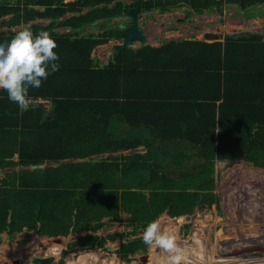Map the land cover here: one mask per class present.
I'll return each mask as SVG.
<instances>
[{"label": "trees", "instance_id": "obj_1", "mask_svg": "<svg viewBox=\"0 0 264 264\" xmlns=\"http://www.w3.org/2000/svg\"><path fill=\"white\" fill-rule=\"evenodd\" d=\"M49 1L18 0L22 5L12 8L0 4V16L17 10L14 16L0 19V26L73 12L61 23L73 31L49 32L57 43L54 51L59 56L58 71L50 74L39 89L29 92L30 97L51 98L52 114L45 115L43 107L34 103L21 113L7 93L0 91V168L70 160L0 174V232L6 231L12 237L23 229L35 230L39 235L88 230L91 233L78 235L69 245L94 249L123 236L120 232L95 233L109 220L104 217L118 220L121 213H127L124 218L132 226L129 233L135 234L164 210L176 216L190 214L196 206L218 203L213 178L217 159H241L264 167V41L260 34L226 35L223 78L216 72V79L214 73L195 66L194 70L180 71L177 77L168 75L151 93V69L166 67L146 60L154 56V47L145 46L148 55L144 47L136 53L122 49L113 52V60L98 65L90 56L94 46L111 37L121 38L127 29L106 27L98 34L80 33L98 18L110 19L123 12L121 7L108 6L109 0H105L102 6L82 12L83 6L102 0H76L42 10L30 9L29 5ZM175 1L135 0L131 7H159L164 11ZM186 1L195 10L211 8L215 3ZM261 2L264 0H241L243 6ZM124 8L128 10L127 4ZM77 26L81 28L76 30ZM30 27L38 33L40 26ZM14 34L11 29L1 30L0 43L10 41ZM193 42L201 46V42ZM204 44L205 51L199 54L207 60L209 47L220 54L221 42ZM234 54L242 60L240 65L232 64ZM141 57H145L143 67ZM136 69L147 71L138 86L128 87L126 72ZM121 123L130 128L129 134L120 132ZM172 138L189 142L176 144L179 141L172 143ZM139 146L146 149L122 153ZM165 157H170L169 163ZM192 157L200 163L183 168L184 160ZM170 165L178 167L176 174H172ZM251 174L255 180L257 172ZM144 247L142 235L125 237L116 253L129 261ZM55 264L64 261L61 258Z\"/></svg>", "mask_w": 264, "mask_h": 264}, {"label": "rangeland", "instance_id": "obj_2", "mask_svg": "<svg viewBox=\"0 0 264 264\" xmlns=\"http://www.w3.org/2000/svg\"><path fill=\"white\" fill-rule=\"evenodd\" d=\"M228 3L224 6H227ZM219 8L223 7L219 6ZM205 10L212 11L213 17L209 16L206 20H202V23L210 28L222 27L215 18L217 17L215 7L205 8ZM12 11V9L8 10L2 15L13 13ZM248 11L250 12V18H256V23L260 21L256 16L264 15L262 7H256L254 10L251 7ZM68 16V14L65 15V17ZM224 17V26H227L228 30L233 25L236 28L238 21L235 18L227 15H224ZM119 22V20H116L115 25L119 24ZM248 24H251V21ZM116 43L117 40H114L107 45L110 46L111 53ZM103 46L97 48H103ZM200 161L195 157L186 159L183 162V168H192ZM167 162L169 163L170 161ZM13 166L15 167L13 170H22L17 169V166L23 167V165ZM168 168L172 170V174L178 172V167L170 165ZM254 171L258 174L257 177L254 175L255 180L252 179L251 174ZM213 178L214 191L218 196V203L203 204L195 208L193 213L187 216L184 215L181 218L172 217L164 210L153 220L160 222L162 230L173 234L181 247H188L192 244H208L213 248L214 252L209 258L200 256L189 257L192 264H224L222 261L224 257H227L231 264H264V210L262 211L264 208L262 203L264 200V167L250 164L241 159L233 162L217 159L213 167ZM126 214L121 213V219L118 220L107 219L108 221L105 222L103 227L95 230L97 234L102 235L113 232L123 234V236L116 237L114 240H107L102 247L94 249L82 248L79 245H71L72 247H70L69 243L75 240L78 235L86 234L87 230H79L62 235L60 241L55 238L61 234L39 235L35 230H26L16 233L12 240L5 239L6 232H3L5 237L0 238V248H8L14 243H19L17 244L18 252L15 253L13 250L9 252V257L5 255V258L17 256L21 260L20 264H33L31 261L33 255L49 256L52 254L51 251L55 252L54 260L50 264H55L61 258L64 264H93L90 259L91 255L96 257L95 264H111L109 261L114 257H116L117 261L119 260L114 264H135L138 261V255L143 250L133 254L129 261L120 258L116 253L117 248L125 240V237L133 238L143 234L142 229H138L135 234L129 233L132 226L124 218L127 216ZM107 244H109V247H106ZM26 247L31 251L29 252ZM24 249L26 250L24 251ZM151 250L158 252L156 249L149 248L145 252L148 253ZM149 262L150 259L148 258V261L144 264H149ZM152 262L154 261L152 260Z\"/></svg>", "mask_w": 264, "mask_h": 264}, {"label": "crops", "instance_id": "obj_3", "mask_svg": "<svg viewBox=\"0 0 264 264\" xmlns=\"http://www.w3.org/2000/svg\"><path fill=\"white\" fill-rule=\"evenodd\" d=\"M10 1L12 2L10 4L9 7H14L16 5H22V3H19L18 0H9L7 2V6L9 5ZM257 4V3H256ZM12 5V6H11ZM59 5V4H58ZM30 9L34 10V8H39V9H44V5L41 4V6L39 5H29ZM257 6V5H256ZM46 7V6H45ZM13 13H8L7 15H1L0 19L2 18H10L12 16H14L17 12V10L12 9ZM89 10V6H83L82 12H87ZM139 11V21L141 23V28L143 29V32L146 35L147 40L144 42L143 45H140L138 41H134L131 46L128 45L126 46L124 49L128 48V49H134V47L136 46L137 49L134 51L135 53L140 50V48H143L146 50V54L148 55L149 53V49H147L145 46H150V47H154L155 49V54L154 56H150L147 57L146 60L149 63L155 64L157 65H161L164 64L166 65V67H158L157 69H151V79H149V81L151 82V84L154 85V89L151 90V93L156 92L155 87L158 84H161V82H163L166 78H168L169 76L173 77H177V74H180L181 72H186L184 71L186 68H190L189 70H194L195 66H199L201 65V67L204 68L203 71H209V73H214L216 79H217V74L216 72L222 74V78H223V72H224V56H223V50H224V41H225V37L228 34V32L232 31L234 28L229 27L230 30H228L227 26L221 25L219 23L220 26L214 27V28H210L207 27L206 25H204V23H202V20H206V18H208L209 16H212L213 13H206V12H193L190 11L191 13H189L190 15L187 16L186 13H184L182 10L177 9V10H172V11H163V12H159L158 10H151V11H147V10H138ZM11 12V11H10ZM124 12V11H123ZM68 13V12H67ZM70 16L73 13H68ZM192 14V15H191ZM66 13H64L62 16L60 17H50V16H44V17H34L33 19H29L27 22L25 21H21L19 24L16 25H1L0 26V31L1 30H7V29H11L12 31L16 32L17 30H19V28L24 25V26H31L32 24H36L40 27H38V32L39 31H48V32H52L54 31L56 34H62V33H66L68 31H73V29H71L72 27L68 26V25H63L61 24L63 20H65L66 18L70 17H65ZM120 17H124V18H119V19H113L112 17L110 19L107 18H98L95 21L88 23L87 25H85L83 28L79 27V29L81 28L82 30H80V33H94V34H98L100 32H103V30L108 27V28H118L120 26V24H128V20H126L125 16L126 13L119 15ZM217 17L216 20L218 19V17H220V14L216 15ZM188 17H191L192 20H190V22L187 20ZM213 17V16H212ZM240 17V16H239ZM236 17L235 20L238 21V23H236V28H251L252 29V33H258L261 35V39L264 41V34L261 32V25L264 24V15H258L256 16L257 18L260 19V21L258 23L255 17H252L250 19L247 20V22H243L241 20H239ZM116 20H119V24L115 25ZM251 21V24H248ZM241 23V24H239ZM244 26H243V24ZM238 24V25H237ZM105 26V27H104ZM115 26V27H112ZM224 26V27H223ZM234 26V25H233ZM232 26V27H233ZM78 27V26H77ZM75 28L76 30H79L78 28ZM120 29H122L123 31L125 30L124 27H119ZM205 29H209V33H211V29L212 31L215 30L216 33L212 36V37H208V36H203L201 35V33L203 31H205ZM192 30H197V34L195 36H191L189 35V32ZM128 32V31H127ZM208 33V34H209ZM127 34V33H125ZM250 34V35H251ZM124 36V35H123ZM122 36V37H123ZM249 36V35H248ZM120 38H114L111 37L109 38L106 42L97 44V47L103 46L104 44H106L105 46H103V48H97L94 46V48L92 49L90 56L93 57V59H96V62L98 65H103L105 63H107L109 60H113V52H116V47L115 45L118 44V42L114 45V48L112 49V53L110 50V46L109 43L111 41L114 40H119ZM170 41H173L174 43H169ZM193 41H199L201 42V46L198 48V46L195 45V43ZM215 41H219L221 42V50H220V54L214 51L210 50V47L207 48V57L201 56L199 53L201 51H205V44L204 43H213ZM193 42V43H191ZM238 43L243 44V41H237ZM119 45V44H118ZM216 47V46H215ZM106 48V50H104ZM159 49V51H157V49ZM218 48V47H217ZM152 50V54L153 49ZM214 50V49H213ZM117 53V52H116ZM209 53L211 55H209ZM198 55V56H197ZM233 61L234 63H232L233 65H240L242 60L240 59L238 54H234L233 55ZM210 57H212V59L214 58L215 60L210 61ZM145 57H141L140 58V66L143 67V62H144ZM208 61V62H207ZM218 66V67H217ZM200 67V68H201ZM156 68V67H153ZM147 71L146 69L143 70H132V71H127L126 72V82H127V86L130 87V85H136L138 86L139 83V79H141L142 75L146 74ZM172 81L174 79H172L171 77H169ZM221 78V79H222ZM130 89V88H129ZM172 93V92H169ZM168 93V94H169ZM154 96H156V94H153ZM169 96V95H168ZM171 96H176L175 92H173L171 94ZM181 97V96H180ZM155 98V97H152ZM176 98V97H175ZM174 98V99H175ZM167 99V98H166ZM171 99V97H169V100ZM178 99V98H176ZM127 100H132V99H127ZM219 100H216V103H218ZM164 124V122H162ZM122 131L126 133H128V131H130V128L127 127V125H125L124 123L120 124V132ZM129 134V133H128ZM177 142L176 144H183L185 145V143H188L187 141H181L178 138H172V143ZM181 141V142H180ZM156 143H159V141H157ZM145 149L146 147L143 146ZM131 149V148H130ZM143 151V150H142ZM131 152H136V151H132L130 150L129 152L124 150L122 151V153H131ZM108 155L110 154H115L113 152H108L106 153ZM103 155V154H101ZM67 161L70 159H66ZM71 160H75V159H71ZM165 160L169 161L170 157H165ZM198 206H196L195 208H197ZM194 208V210H195ZM193 213V212H192ZM127 215V214H126ZM125 215V216H126ZM187 216L189 214H180V215H176V216H172V217H177V216ZM110 216L104 217L103 219H110ZM88 231V230H87ZM91 232V231H89ZM96 233V232H95Z\"/></svg>", "mask_w": 264, "mask_h": 264}, {"label": "clouds", "instance_id": "obj_4", "mask_svg": "<svg viewBox=\"0 0 264 264\" xmlns=\"http://www.w3.org/2000/svg\"><path fill=\"white\" fill-rule=\"evenodd\" d=\"M132 1L135 0L127 2L128 6ZM56 47L48 31L34 33L30 26L24 25L10 41L0 43V91L7 93L9 101L18 105L21 113L31 105L30 89H39L50 74L58 71ZM142 240L149 249L158 250L155 257L158 264H192L189 250L181 247L173 234L162 230L158 220L147 224ZM90 259L95 264L96 257L91 255Z\"/></svg>", "mask_w": 264, "mask_h": 264}, {"label": "flooded vegetation", "instance_id": "obj_5", "mask_svg": "<svg viewBox=\"0 0 264 264\" xmlns=\"http://www.w3.org/2000/svg\"><path fill=\"white\" fill-rule=\"evenodd\" d=\"M71 1H76V0H61V1L60 0H55V2H56L55 5H47V6H57L58 4L66 3V2H71ZM128 1L129 0H109V2H106V3H107L108 6H115V7H121L122 8L121 11H124V12H121L119 14L113 15V17L114 16H118L119 17V15L124 14V13L127 12V10L125 11V8L124 7H125L126 4H127V7H128V3H127ZM104 3H105V0H102L99 3H94L91 6H89V10L92 7L102 6ZM227 3L228 2L226 0H215V3H214V7L216 9L217 14H220V17H218L217 20H218V22L221 25L225 24V17H224V15L230 16L231 18H236V17H239L240 16L238 18L239 20H241L243 22H247V20L250 19V17L248 16V13H250V12L248 10L251 7H252V10H254L256 7H262L264 9V2L257 3V4H251V5H247V6H243L242 3H241V0H239L238 3H228L227 6H224ZM219 6H222L223 8H219ZM177 9L182 10L184 13L187 14V16L190 15L189 14V13H191L190 11H193V12L195 11V12H198V13L199 12H206V13H211L212 12V11L211 12L210 11H206L205 8H203L202 10H195L193 7H191V5H189L187 3L186 0H176L175 2H173L172 4L169 5V8L167 10H164V11H172V10L174 11V10H177ZM151 10H158L159 12L160 11L163 12L159 7L147 9V11H151ZM67 12L73 13L72 11H67ZM67 12H66V14H68ZM187 20L190 22V20H192V19H191V17H188ZM230 28L232 29L233 27H230ZM205 32H208V29H205V31H203L201 33V35H204ZM230 32H228V34ZM262 203L264 204V200H263ZM263 207H264V205H263ZM21 231H26V229H23ZM21 231H18V232H21ZM28 231H30V230H28ZM3 232H6V231H3ZM3 232L2 231L0 232V234H2V237L4 236V233ZM18 232H16V233H18ZM14 236L10 237L8 235V233L6 232V237L5 236L4 237L7 240H12L14 238ZM2 237L0 236V238H2ZM17 244H19V243H14L13 245H11L8 248H5V247H4V249H1L0 248V253H1V255H0V258H1L0 259V264L1 263H4V264H20V261L21 260L17 256L16 257L5 258V255L7 257H9V255H8L9 252H11L13 250H14L15 253L18 252V249L19 248H18ZM26 249H27V247H26ZM26 249H24V251ZM142 250H143L142 253L145 252V249L144 248ZM28 251L30 252L31 250H28ZM2 253H3V255H2ZM139 255H138V260H139ZM31 261H32V259H31Z\"/></svg>", "mask_w": 264, "mask_h": 264}, {"label": "water", "instance_id": "obj_6", "mask_svg": "<svg viewBox=\"0 0 264 264\" xmlns=\"http://www.w3.org/2000/svg\"><path fill=\"white\" fill-rule=\"evenodd\" d=\"M61 1V0H60ZM56 2L55 0L49 1V2H45L42 5L47 6V5H55ZM41 6V4L39 5ZM70 13V12H68ZM119 18H124V17H120ZM118 16H114L113 19H119ZM126 20H128V24H120L119 27H124L125 29H127V34H125L123 37H121L117 42H118V47L116 48V52L118 53L120 50L124 49L126 46L130 45L134 42V41H138L140 45H143L144 42L147 40L145 33L143 32V29L141 28V23L139 21V13L137 10L132 9L131 5L129 4L128 6V10L126 12V16H125ZM79 29V27H77ZM73 29V28H71ZM252 32L251 28H234L233 31H231L229 33V35L231 37H237V36H248L250 35ZM261 32L264 34V24L261 25ZM197 34V30H192L189 32V35L191 36H195ZM98 46V45H97ZM95 46V47H97ZM137 49V47H134V51ZM145 148L143 146H139V147H134L131 149H128L126 151H140V150H144ZM67 161L66 159L64 160H53V161H49L46 163H39V164H30V165H23L22 166H17V169H22V170H28V169H34V168H39V167H43V166H47V165H58L61 162H65ZM15 167L14 166H10V167H3L0 168V174L2 172L5 171H9V170H13ZM90 232L87 231L86 234H89ZM0 236L2 237V234H0ZM62 238V235H58L55 239L57 241H60ZM109 247V244L106 245V247ZM148 247H144V249L146 250ZM147 253L143 252L142 254L139 255V260L137 262H135V264H144V256H146ZM146 259V258H145ZM54 260L53 256H33L32 262L34 264H45L48 263L50 264L52 261ZM146 261V260H145ZM129 263V262H128ZM146 263V262H145Z\"/></svg>", "mask_w": 264, "mask_h": 264}, {"label": "bare ground", "instance_id": "obj_7", "mask_svg": "<svg viewBox=\"0 0 264 264\" xmlns=\"http://www.w3.org/2000/svg\"><path fill=\"white\" fill-rule=\"evenodd\" d=\"M9 0H0V4H2V6H7V2ZM12 2L10 1L9 5L11 4ZM234 28V27H233ZM209 30V29H208ZM233 31V30H232ZM208 32H205V34L203 36H208V37H212L216 31H212L211 29V33ZM256 194V193H255ZM257 196V195H256ZM254 200V199H253ZM264 210V208L262 209V211ZM178 218H181L182 216H177ZM213 247V246H212ZM184 248H187L190 252V256L189 257H202V258H209L211 256V254L214 252L213 248L210 247V245L208 244H198V245H190L188 247H184ZM222 249V248H221ZM55 250V249H54ZM57 250V249H56ZM54 252L55 251H51L52 254H50L49 256H53L54 257ZM83 254V253H82ZM157 255V252L155 251H148L147 255L144 256V263L148 261V258L153 260L154 262L152 263H157L158 264V261L155 259ZM35 256H38L40 257L39 255H35ZM43 257H46V256H43ZM146 258V259H145ZM146 260V261H145ZM119 261V260H118ZM116 257H114L113 259H111L109 261V263L111 264H114V263H117L118 262ZM223 263L224 264H231L230 260L227 258V257H224L223 258ZM33 263V262H32ZM34 264V263H33ZM45 264H48V263H45ZM124 264H127V263H124Z\"/></svg>", "mask_w": 264, "mask_h": 264}, {"label": "built area", "instance_id": "obj_8", "mask_svg": "<svg viewBox=\"0 0 264 264\" xmlns=\"http://www.w3.org/2000/svg\"><path fill=\"white\" fill-rule=\"evenodd\" d=\"M31 103L39 104L43 107L45 115L52 114V102L49 97L33 96L31 97Z\"/></svg>", "mask_w": 264, "mask_h": 264}]
</instances>
